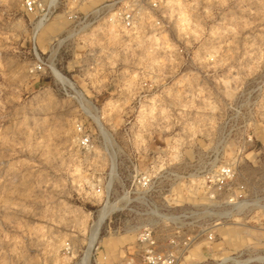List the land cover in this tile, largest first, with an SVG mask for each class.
Segmentation results:
<instances>
[{"label": "rangeland", "instance_id": "rangeland-1", "mask_svg": "<svg viewBox=\"0 0 264 264\" xmlns=\"http://www.w3.org/2000/svg\"><path fill=\"white\" fill-rule=\"evenodd\" d=\"M28 1L0 0V264L139 261L137 199L175 264H264V0Z\"/></svg>", "mask_w": 264, "mask_h": 264}, {"label": "built area", "instance_id": "built-area-1", "mask_svg": "<svg viewBox=\"0 0 264 264\" xmlns=\"http://www.w3.org/2000/svg\"><path fill=\"white\" fill-rule=\"evenodd\" d=\"M27 9L29 11H34V9L37 8V1L36 0H30L26 4ZM156 6V3L154 4ZM122 22L125 27L131 28L135 24V14L131 11H125L121 15ZM264 93V88L261 87V93ZM81 142L84 145H87L89 142V138L82 139ZM218 175L221 176V178L226 181V184H228L229 181H232L234 178V171L232 167H223L221 169V172H218ZM138 185L143 190H151L153 186V179L147 178L145 176L140 177L138 181ZM211 198V197H210ZM214 198V196L212 197ZM145 199V197H144ZM236 197L230 199V202L232 203L236 208L239 207V203L235 201ZM136 203L141 204L143 209H140L139 211H135V217H139L140 219H146L147 223L135 225V229H133L137 234V241L140 245V251H141V259L135 260L133 257H127L125 261L122 264H175L176 262V256L175 251L176 250H165L163 248H159V246L156 244L152 238L155 235V229L158 227V224L162 221L167 223L168 225L176 224L177 221V215L175 214H167L163 213L159 210L157 203L153 201L141 200L137 199ZM190 216H194V213L190 214ZM188 217V216H186ZM158 223L154 224L153 223ZM176 236V235H174ZM171 244L174 246L180 245V243L174 239H170Z\"/></svg>", "mask_w": 264, "mask_h": 264}, {"label": "bare ground", "instance_id": "bare-ground-1", "mask_svg": "<svg viewBox=\"0 0 264 264\" xmlns=\"http://www.w3.org/2000/svg\"><path fill=\"white\" fill-rule=\"evenodd\" d=\"M84 262V261H83ZM85 264V263H84Z\"/></svg>", "mask_w": 264, "mask_h": 264}]
</instances>
